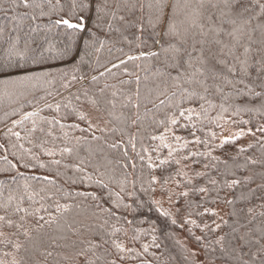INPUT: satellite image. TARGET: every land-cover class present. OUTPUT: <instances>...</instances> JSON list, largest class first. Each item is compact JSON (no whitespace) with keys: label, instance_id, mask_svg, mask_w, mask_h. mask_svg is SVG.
Masks as SVG:
<instances>
[{"label":"trees","instance_id":"1","mask_svg":"<svg viewBox=\"0 0 264 264\" xmlns=\"http://www.w3.org/2000/svg\"><path fill=\"white\" fill-rule=\"evenodd\" d=\"M72 3L0 0V264H264V0Z\"/></svg>","mask_w":264,"mask_h":264},{"label":"snow or ice","instance_id":"2","mask_svg":"<svg viewBox=\"0 0 264 264\" xmlns=\"http://www.w3.org/2000/svg\"><path fill=\"white\" fill-rule=\"evenodd\" d=\"M226 5L230 9H234L235 14L237 16H243V14L248 11V8L246 6H241L237 8V5H242V0H226ZM25 6L27 7V4H25ZM259 6L261 8V11L264 12V4H260ZM91 7H92L91 0H89V2L87 3H80L79 5L76 3V0H73V3L71 5L72 11L69 13L70 18H61L57 20L55 23L58 26L60 25L66 26L68 29L77 30L79 32H85L88 27V18L86 16L77 15L76 10L79 9L80 11L86 12L89 11ZM16 69L18 71H24V72L31 70L28 69L25 65H17ZM5 70L6 69L0 68V71H5ZM173 123H175V121H173ZM227 142L228 141H225V143ZM241 151H243V149H241ZM201 191H204V189H201ZM184 195H187V193H184Z\"/></svg>","mask_w":264,"mask_h":264},{"label":"rangeland","instance_id":"3","mask_svg":"<svg viewBox=\"0 0 264 264\" xmlns=\"http://www.w3.org/2000/svg\"><path fill=\"white\" fill-rule=\"evenodd\" d=\"M231 135H233V130L229 127H225L222 131V137L229 138L231 137ZM169 189H173V187H170ZM177 193L178 192H175L173 194L172 190L168 192L167 194H164L162 192L158 193L157 201L158 203H161L163 206L171 208L173 211L174 210L176 211L175 196ZM219 211H222V209ZM181 240L183 242V245L186 247L188 254L190 255L191 258H193V261L195 264H212L204 260L201 252L186 237H184V235L181 236Z\"/></svg>","mask_w":264,"mask_h":264}]
</instances>
